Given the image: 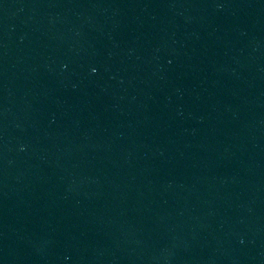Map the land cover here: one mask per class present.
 I'll return each instance as SVG.
<instances>
[{
    "label": "water",
    "instance_id": "95a60500",
    "mask_svg": "<svg viewBox=\"0 0 264 264\" xmlns=\"http://www.w3.org/2000/svg\"><path fill=\"white\" fill-rule=\"evenodd\" d=\"M0 264H264V0H0Z\"/></svg>",
    "mask_w": 264,
    "mask_h": 264
}]
</instances>
